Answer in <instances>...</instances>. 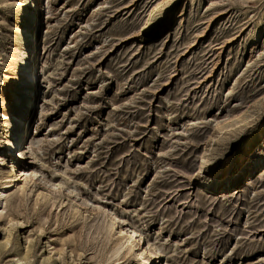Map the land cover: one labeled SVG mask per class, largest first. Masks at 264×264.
<instances>
[{
    "label": "rangeland",
    "instance_id": "rangeland-1",
    "mask_svg": "<svg viewBox=\"0 0 264 264\" xmlns=\"http://www.w3.org/2000/svg\"><path fill=\"white\" fill-rule=\"evenodd\" d=\"M26 1L0 0V141ZM37 2V174L0 202V264H137L109 211L155 264H264V0Z\"/></svg>",
    "mask_w": 264,
    "mask_h": 264
},
{
    "label": "bare ground",
    "instance_id": "bare-ground-1",
    "mask_svg": "<svg viewBox=\"0 0 264 264\" xmlns=\"http://www.w3.org/2000/svg\"><path fill=\"white\" fill-rule=\"evenodd\" d=\"M26 2L27 7L25 10V17L27 19V28L25 32V43L27 42V46L25 47V57L23 58L19 69L21 77L26 85V96L21 114L15 117L11 130L8 132L5 138L0 141V163L3 164L4 157L10 159V165H7L5 167L8 174L7 176H5L7 180H5L0 185V202L4 201V196L8 189L17 185L15 184L17 182L14 178L16 177V165L18 166V164H23V166L19 165V171L21 174L17 177L20 180L22 177V180L24 181L32 180V178L37 174L34 170L28 172V170L24 168L27 153H30L31 155H33L34 153L32 151V144L34 143V139L36 136H33V132L35 129L32 124L33 122L30 123V116L32 114V98L33 95L35 96L36 92V79H40L39 76L41 75L42 70L40 69L39 71V67L36 65L38 58L36 52H34L35 49L33 47L34 38H37L36 31L39 27V25L34 24L36 23L35 10L38 8V2L37 0H27ZM39 40L34 45L35 48L38 46ZM28 134L30 135L28 136ZM19 186L21 187L22 185ZM109 212V227L111 229H117V241L113 245L111 257H117L123 251L125 253L136 251L135 256L137 264H155L154 259L158 254L159 249H150L149 243L144 240L142 234L138 232V230H136V228L131 223H128L126 220L120 218L116 213L112 211Z\"/></svg>",
    "mask_w": 264,
    "mask_h": 264
}]
</instances>
